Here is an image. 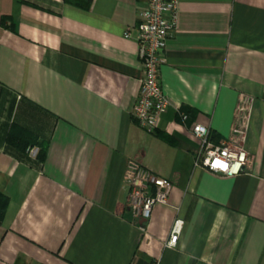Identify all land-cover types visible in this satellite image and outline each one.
<instances>
[{
	"label": "crops",
	"instance_id": "crops-1",
	"mask_svg": "<svg viewBox=\"0 0 264 264\" xmlns=\"http://www.w3.org/2000/svg\"><path fill=\"white\" fill-rule=\"evenodd\" d=\"M75 1L0 0V264H264V0H179L153 134L130 115L146 0ZM194 123L241 139L250 169L197 167ZM130 161L173 184L146 231L127 209Z\"/></svg>",
	"mask_w": 264,
	"mask_h": 264
},
{
	"label": "built area",
	"instance_id": "built-area-1",
	"mask_svg": "<svg viewBox=\"0 0 264 264\" xmlns=\"http://www.w3.org/2000/svg\"><path fill=\"white\" fill-rule=\"evenodd\" d=\"M178 8L179 0H146V7L139 13L138 24L132 30L136 33L143 72L130 115L149 134L160 130L163 117L171 106L162 87L161 67L166 62L169 44L177 32ZM126 36L131 37L132 32L129 30ZM182 119L187 121L188 116L183 114ZM190 133L200 144L195 161L197 167L230 178L250 169L252 157L238 137L216 144L211 138V130L197 123L191 125ZM27 153L30 158L36 159L40 149L32 147ZM124 180L130 188L127 209L133 223L141 224V229L146 231V224L155 208L167 205L173 184L132 161L127 163ZM184 225L181 219L174 222L167 248H177Z\"/></svg>",
	"mask_w": 264,
	"mask_h": 264
},
{
	"label": "trees",
	"instance_id": "trees-1",
	"mask_svg": "<svg viewBox=\"0 0 264 264\" xmlns=\"http://www.w3.org/2000/svg\"><path fill=\"white\" fill-rule=\"evenodd\" d=\"M68 2H69V3L71 2L72 4H73V3H74V4L77 3V1H75V0H68ZM89 6H90V1L87 0V2L84 4L83 7H84L85 9H88ZM186 115H187L188 117L190 116V114H189L188 112L186 113ZM211 138H212V140H213L216 144H219V143H220V140L218 139V137H217L216 135L211 134ZM27 147H28V146H26L25 151L27 150ZM37 159H39V161H42V159H43V152H42V150H40V153H39ZM7 206H8V200H7L5 197L0 196V223L2 222V220H3L4 216H5V213H6V210H7Z\"/></svg>",
	"mask_w": 264,
	"mask_h": 264
},
{
	"label": "snow or ice",
	"instance_id": "snow-or-ice-1",
	"mask_svg": "<svg viewBox=\"0 0 264 264\" xmlns=\"http://www.w3.org/2000/svg\"><path fill=\"white\" fill-rule=\"evenodd\" d=\"M221 167H224V165H220Z\"/></svg>",
	"mask_w": 264,
	"mask_h": 264
},
{
	"label": "clouds",
	"instance_id": "clouds-1",
	"mask_svg": "<svg viewBox=\"0 0 264 264\" xmlns=\"http://www.w3.org/2000/svg\"><path fill=\"white\" fill-rule=\"evenodd\" d=\"M233 170H235V169H233Z\"/></svg>",
	"mask_w": 264,
	"mask_h": 264
}]
</instances>
